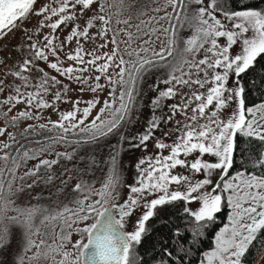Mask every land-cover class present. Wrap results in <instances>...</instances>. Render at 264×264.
Returning <instances> with one entry per match:
<instances>
[{
	"label": "snow or ice",
	"instance_id": "obj_1",
	"mask_svg": "<svg viewBox=\"0 0 264 264\" xmlns=\"http://www.w3.org/2000/svg\"><path fill=\"white\" fill-rule=\"evenodd\" d=\"M38 3L39 0H0V36L18 30L30 15L42 18L38 24L40 29L47 27L51 30L42 36V46L39 42L33 43L32 35L25 30L26 56L18 66L6 71L5 76L13 77L11 81L0 79V94L6 88L11 90L0 100V104L9 106L8 112L3 113L8 125L0 127V136L5 134L8 126L15 127L19 121L39 119L43 109L59 111L55 107L57 103H71V110L60 112L56 121H49L50 128L45 124L39 127L49 131L60 130L52 143L69 142L71 133L81 137L72 143H91L116 133L131 118L136 87L144 72L167 68V79L162 81L167 87L159 90L152 100V119L138 137V143L134 144V147L147 151L148 142L154 140L156 153L138 161L136 181L127 185L128 195L122 202L119 191L122 182L113 156L110 174L99 188L83 181L72 186L69 195L79 194V198L71 201L73 206L65 204L57 209L15 206L13 197L23 190L26 178L37 176L41 167L51 168L61 156L72 159V154L57 153V159H40L34 168L18 176L17 170L23 163L35 159L38 153L49 151V148L23 151L15 157L5 151L0 156L5 163V167L0 168V249L11 246L15 227L21 231L22 237L19 264H24L25 260L28 264H39L42 259L50 260L51 264H143L138 247L150 230H154L151 221L175 202L185 205L195 202L199 204L197 210L187 206L183 209L193 218V243L204 235V230L215 222L225 207L231 209L227 216L229 223L216 233L215 247L203 254L201 264L205 260L206 264H243L252 244L264 233V171L243 170L233 175L230 170L234 168L241 137L264 145V103L246 106L244 82V77L258 59L264 57V9L241 5L237 10L229 11L223 0H165L164 7L170 5L173 11H165V15L159 17V20L169 21L170 25L163 29L167 42L159 52L151 50V57L142 56L141 53H148L150 49L131 48V33L128 34V46L121 52L117 32L111 39L114 46L111 53L101 56L96 54V49L87 51L82 42L94 40L96 36L104 38L112 31L109 27L111 16L103 14V0L99 11L83 26L73 23L63 40L56 35L61 25L67 27L69 22L93 11L97 0H54L56 7L51 3L37 7ZM193 4L197 7L190 10ZM120 7H123V0H120ZM97 20L101 27L95 35H90V29L95 27ZM117 23L127 24L128 20ZM185 27L192 30V35L181 38L178 32ZM137 31L140 35L136 39L146 34L141 32L140 25H137ZM156 31L151 29L153 33ZM220 38H226V43L220 44ZM73 41L76 47L64 52ZM107 43L106 40L98 47L103 48ZM149 43L144 41L145 45ZM238 44H242L240 52L231 53L230 50ZM61 52H64L66 60L73 63L62 66ZM201 52L203 55L197 59ZM124 55L129 59L125 60ZM41 63L45 67H40ZM113 67L119 69L115 73L118 79H113L109 72ZM37 70L40 78L33 83ZM50 71H55L56 75H50ZM93 71L98 73L95 77L91 75ZM58 77L75 81L81 92L85 86L93 93L103 91L102 77L111 86L109 99L103 101L104 106L91 123L85 125V120L100 101L95 98L87 101L67 98L69 85ZM93 80L95 82L91 83ZM178 87L188 88L189 92H179ZM49 95L51 100L46 99ZM177 95L181 97L180 101L168 105L170 115L156 116L155 111L160 110L162 101ZM81 103L85 105L83 108ZM19 104H24V109L9 117L8 113ZM177 115L181 119H175ZM173 122L176 139L166 142L171 133L155 139V132L162 123ZM33 128L34 125L30 124L24 131L29 132ZM8 136L15 142L13 133H8ZM9 147V143L0 145L2 149ZM255 155L253 169L264 170V150L255 152ZM9 160L12 163L10 168L7 167ZM193 174H199L200 178H194ZM48 179L51 181L52 177ZM17 180L21 182L19 188ZM35 182L33 180V184ZM27 187L31 188L32 184ZM209 188L210 191L206 190ZM10 211L15 215H9ZM130 222L132 229L127 230ZM57 225L59 233L54 231ZM40 226L53 229L51 244L43 238L37 239ZM73 233L78 235L75 240L72 239ZM175 235L181 236L179 229ZM33 249V254L28 256L27 253ZM174 251L163 246L157 264H168ZM176 259L182 261L183 258Z\"/></svg>",
	"mask_w": 264,
	"mask_h": 264
},
{
	"label": "rangeland",
	"instance_id": "obj_2",
	"mask_svg": "<svg viewBox=\"0 0 264 264\" xmlns=\"http://www.w3.org/2000/svg\"><path fill=\"white\" fill-rule=\"evenodd\" d=\"M102 0H97V3L93 5V11L85 13L84 16L80 17L75 22H69L68 26L65 27L61 25L60 29L57 30L56 35L60 40H63L71 31L73 23L83 26L85 22L95 13L99 11V4ZM105 2V12L106 16H111L110 28L112 31L107 33V36L102 38L96 36L94 40H89L87 42H82L83 47L87 51H92L96 49V54L103 56L104 53H111L113 49V44L111 39L114 33L118 32L117 40L121 43L119 48L121 52L128 46L129 43V33L132 34L131 48L139 50L141 47H148L150 51L148 53H141L142 56L151 57V50L156 52L160 51V48L166 44L167 36L164 34L163 29L169 28V21L159 20V17L165 15V11L172 13L173 9L169 5L167 8L164 7L165 0H123V7H120V0H103ZM45 3H51L53 7L57 5L54 0H39L37 7ZM196 5H190V10L196 8ZM154 9H160V11H154ZM258 9H264V5ZM144 13V14H139ZM155 17L156 19H152ZM222 18V17H221ZM42 18L35 15H30L22 24L20 28L7 35L0 36V79H5L6 81H11L13 77L5 76L8 69H14V66H18L22 61V58L27 54V38L25 36V30L32 35V42H39L43 45L42 36L48 34L51 30L47 27L40 29L38 27L39 21ZM56 19L53 17V20ZM128 20V23H117V21ZM159 20V23L157 22ZM144 21V24H141ZM150 21V23H149ZM18 23H20L18 21ZM175 23V21H173ZM137 25H140V30L142 33H146L140 39H136L140 33L137 31ZM101 27L100 21L95 22V27L90 29V35H95L99 28ZM157 29L156 32H151V29ZM192 35V30L185 27L178 32V36L181 38H187ZM105 47L100 48L99 45L105 44ZM150 41L149 44L145 45L144 41ZM220 44L226 43V38H220L218 41ZM76 47L75 41L68 45L64 52L70 51ZM242 48V44L234 46L231 53H239ZM24 49V51H22ZM64 52H61V62L62 66H68L72 64L73 61L66 60L64 57ZM203 52L197 55V59L201 58ZM88 59V57H85ZM124 59L128 60L129 57L124 55ZM103 63V61H100ZM117 63L119 62V56L117 57ZM5 65L7 67H5ZM40 67H45L43 63ZM118 68L109 69L110 74H112L113 79H118L115 73L118 72ZM168 69L159 67L148 70L142 74V77L136 87V99L135 108L131 113V118L122 124L121 128L114 134L102 137L91 143H81L74 144L72 141L80 139L81 137L77 133H71L68 135V141L52 143V139L57 137L60 130L49 131L48 128L41 129L39 125L45 124L49 125V121H56L59 119L60 112H66L72 109L73 105L71 103H57L55 105V111L52 108L43 109L40 112L39 119L22 120L17 123L15 127L8 126L7 131L4 135L0 136V145L3 143H9L11 147L8 149L0 148V156L4 154L5 151L9 153L10 156L15 157L21 155L23 151L28 150H39L42 147H48L49 151L45 153H38L35 159H29L23 163L17 170L18 176H23L26 171L34 168V166L39 162L40 159H57V153H71L72 159H67L63 156L58 158V163L53 165L51 168L41 167L39 173L35 177H28L23 181V190L18 191L13 197L15 206L19 207H29V206H39L48 209L62 208L63 205L68 204L73 206L71 201L79 198V194H71L72 186L76 183L87 182L92 186L99 188L106 180L107 176L110 174L112 167V157L115 156V166L119 171L121 178V186L119 191L121 193V202L128 195L127 185L134 184L138 175V170L136 165L141 158L147 157L148 155H154L156 149L154 148V140L148 142L147 151L142 147H134L135 143H138V137L142 135L147 129L149 122L153 116V106L152 100L158 95L159 90L165 89L167 86L162 83L164 79H167ZM98 73L92 72L91 75L95 77ZM50 75H56L55 71H50ZM85 75H89L85 73ZM40 78V74H34L33 83H35ZM63 81L64 84L69 85V91L67 92V98L71 100H76L79 98L81 101H87L90 99H98L100 102L94 107L85 120V125L91 123L101 107H103V101L109 99L108 93L111 90V86L107 85L106 80L102 77L100 83L105 85L103 91L97 90L93 93L87 86L85 90L81 92L79 86L75 81L69 82L63 77H58ZM95 81H91L94 83ZM19 83V81H16ZM158 86V87H157ZM34 90V89H29ZM179 92L187 93L188 88L178 87ZM10 89H5L3 94H0V100L10 94ZM54 92L55 89H52ZM117 96L119 95V88L116 91ZM46 99L51 100L52 96L49 95ZM181 97L177 95L173 99H167L162 101V107L160 110L155 111L156 116H167L170 115L168 105L178 103ZM260 103H264V99L253 103L249 106H255ZM85 105L80 104L83 108ZM8 105L0 104V127L8 125V119L5 118L3 113L8 112ZM24 104L16 105L8 116L15 115L18 111L24 109ZM235 107V105L233 106ZM79 115V114H78ZM175 119H181L179 115ZM203 122V121H201ZM34 125V128L25 132L24 130L28 125ZM50 128V125H49ZM8 133H13L15 135V142L21 137L29 134H35L33 138L29 139L26 145L20 146L16 150H12L13 141L9 139ZM165 133H171L170 137L167 138L166 142H171L176 139L175 136V124L173 123H162L160 128L155 132V139H161L164 137ZM136 138V139H134ZM18 139V140H17ZM19 149V152L17 151ZM264 150V145L263 149ZM166 154V153H165ZM209 159V157H205ZM5 167L3 160H0V168ZM7 167H12L11 160L8 161ZM177 171L183 172V169H178ZM243 171V170H239ZM235 174V172L231 173ZM194 178H200L199 174H193ZM48 177H52L49 181ZM213 179L216 177L214 175ZM33 180L36 182L33 184ZM32 184L31 188L27 185ZM16 186L19 188L21 182L16 181ZM210 191L211 189H206ZM193 211L197 210L199 207L198 203H189L186 205ZM226 215L223 217V221L217 226L212 237L211 246L203 250L202 255L199 259L198 264L204 260V253L211 251L215 247V235L225 224L229 223L227 216L230 214L231 209H226ZM9 215H15V212L10 211ZM135 219V216L132 218ZM91 222V221H90ZM132 229V223L127 225V230ZM59 233V225L54 230ZM13 238L10 247H5L0 249V264H19V256L22 254V237L21 231L18 228H13ZM53 229L51 227L40 226V236L37 238H43L47 243H52ZM78 235L73 233L72 239L75 240ZM35 249L27 253L31 256ZM24 264H28L25 260ZM39 264H51V261L41 260ZM148 264V263H143ZM206 264V260L204 261Z\"/></svg>",
	"mask_w": 264,
	"mask_h": 264
},
{
	"label": "trees",
	"instance_id": "obj_3",
	"mask_svg": "<svg viewBox=\"0 0 264 264\" xmlns=\"http://www.w3.org/2000/svg\"><path fill=\"white\" fill-rule=\"evenodd\" d=\"M223 4L226 10L231 11L237 10L241 5L260 8L264 5V0H223ZM244 82L247 88L246 106L264 99V57L258 59L255 66L244 77ZM34 135L29 134L17 139L18 141L12 144V150L26 145ZM262 149L263 145L259 141L241 137L239 148L235 153V165L230 170L231 173L239 170H254L257 173L264 171L253 169L256 159L255 152ZM185 206L183 202H175L168 206L158 218L151 221L154 230H150L142 245L138 247V252L143 257V263L157 264L161 259L160 249L166 245L170 251L175 250L173 259L168 264H198L203 250L211 246L215 229L223 221L227 207L217 215L215 222L204 230V235L193 243L194 222L193 218L183 211ZM177 229L181 232L180 237L175 235ZM176 257L183 259L180 261ZM243 264H264V233L252 244L243 258Z\"/></svg>",
	"mask_w": 264,
	"mask_h": 264
}]
</instances>
